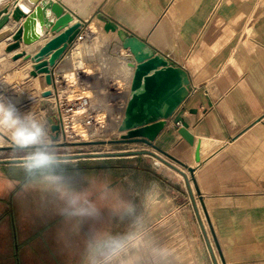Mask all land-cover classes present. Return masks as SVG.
Returning <instances> with one entry per match:
<instances>
[{
    "label": "rangeland",
    "instance_id": "1",
    "mask_svg": "<svg viewBox=\"0 0 264 264\" xmlns=\"http://www.w3.org/2000/svg\"><path fill=\"white\" fill-rule=\"evenodd\" d=\"M92 30L79 53L72 54L78 42L64 52L66 60L52 68L50 88L32 75L30 62L14 59L19 52L14 46L0 45V103L14 106L21 118L30 116L42 127L39 142L27 147L0 130V256L7 257L3 263L0 258V264H12L17 244L29 246L30 264H62L57 247L48 244L51 237L42 240L39 233L55 222L73 195H79L80 202L91 199L97 210L83 225L94 241L101 233L136 234L116 264H213V258L220 264L219 250L226 256L227 248L214 242L215 236L221 244L214 216L210 213V223L204 213L211 212L213 204L203 197L194 176L152 146L117 141L127 71L114 59V38L99 23ZM80 60L87 66L77 69ZM46 91L51 92L47 99L52 106H60L67 141L65 135L60 140L46 118ZM73 132L75 138L69 136ZM164 132L154 146L190 164L188 143L177 132ZM142 150L185 172L190 188L183 176ZM36 151L48 152L55 162L29 173L24 163Z\"/></svg>",
    "mask_w": 264,
    "mask_h": 264
},
{
    "label": "crops",
    "instance_id": "2",
    "mask_svg": "<svg viewBox=\"0 0 264 264\" xmlns=\"http://www.w3.org/2000/svg\"><path fill=\"white\" fill-rule=\"evenodd\" d=\"M54 1L87 25L79 43L68 47L80 44L72 54L97 23L102 28L95 18L100 13L187 72L189 96L164 131L184 127L200 144L199 164L188 144V166L213 204L206 215L209 222L214 216L218 246L227 248L220 264H264V0ZM80 63L77 69L87 66ZM28 249L17 244L22 255L10 257L12 264H30Z\"/></svg>",
    "mask_w": 264,
    "mask_h": 264
},
{
    "label": "water",
    "instance_id": "3",
    "mask_svg": "<svg viewBox=\"0 0 264 264\" xmlns=\"http://www.w3.org/2000/svg\"><path fill=\"white\" fill-rule=\"evenodd\" d=\"M20 1L22 0H15L12 3L14 13L22 19L20 26L11 36L12 40L20 46H31L40 40L46 42L35 53L16 54L14 59L30 61L32 75L43 74L45 84L52 85L54 81L52 68L87 25L85 22L75 20L71 13L54 0H24L19 5ZM11 13L9 4L0 8V31L8 23ZM51 14L54 15V19L49 18ZM95 18L102 23V30L105 33L116 34L119 47L129 53V56L123 58L133 71L129 98L118 127L119 132L129 133L130 136H121L120 139L152 146L192 174L194 170L191 166L153 144L166 128L167 121L172 119L189 96L190 80L187 72L154 52L146 42L128 33L102 14H96ZM49 34H52V37L48 39ZM8 35L7 32L1 33L0 40ZM116 54L121 57L120 50H117ZM49 95H51L49 91L42 94L44 98ZM43 106L46 107L49 119L54 124L53 130L56 132L58 125L50 105L43 102ZM174 129L183 140L195 147L194 162L199 164L200 144L198 142L195 144L193 135L184 127L174 126ZM146 152L183 176L190 188L185 172L154 152L148 150ZM200 201L202 202V199ZM204 213L206 214V210ZM214 242L218 246L215 236ZM219 255L222 258L220 250Z\"/></svg>",
    "mask_w": 264,
    "mask_h": 264
},
{
    "label": "clouds",
    "instance_id": "4",
    "mask_svg": "<svg viewBox=\"0 0 264 264\" xmlns=\"http://www.w3.org/2000/svg\"><path fill=\"white\" fill-rule=\"evenodd\" d=\"M0 130L10 133V139L20 147L37 144L42 136V127L30 116L21 118L12 105L0 103ZM55 162V158L46 151H36L25 161V169L31 173L34 170L49 168ZM56 180V177H50ZM79 195H73L68 203L72 215L94 216L97 210L94 205L87 207L77 206ZM137 240L135 233L124 236H113L109 233L98 234L95 241L88 246L84 257V264H116L124 255L129 245Z\"/></svg>",
    "mask_w": 264,
    "mask_h": 264
},
{
    "label": "flooded vegetation",
    "instance_id": "5",
    "mask_svg": "<svg viewBox=\"0 0 264 264\" xmlns=\"http://www.w3.org/2000/svg\"><path fill=\"white\" fill-rule=\"evenodd\" d=\"M92 203L91 199H87L82 202L79 201L77 206L87 207L88 204ZM71 211L72 209L66 205L56 217L55 222L53 224H45L46 226L39 234L42 240L51 237V242L48 244L52 245V247H57V257H62L64 260L70 261L71 264H82L87 254L88 246L94 242V238L92 233H89L84 228L85 226L87 227V224L83 227L87 217L72 215Z\"/></svg>",
    "mask_w": 264,
    "mask_h": 264
},
{
    "label": "bare ground",
    "instance_id": "6",
    "mask_svg": "<svg viewBox=\"0 0 264 264\" xmlns=\"http://www.w3.org/2000/svg\"><path fill=\"white\" fill-rule=\"evenodd\" d=\"M15 0H0V8H2L3 6H5V5H7V4H9L10 5V12H12L11 13V15H10V17H9V21H8V23L5 25V27L0 31V34L1 33H3V32H7L9 35L7 36V37H5V38H3V39H1L0 40V45H4V44H6L7 46H14L15 47V51H19V52H15L13 55L15 56L16 54H21V55H23V54H27V53H31V54H33V53H35L44 43H45V41L46 40H40V41H38V42H36V43H34L33 45H31V46H20V45H18V43H16V42H14L13 40H12V35L16 32V30L18 29V27L20 26V24H21V22H22V19L21 18H19L15 13H14V8H13V6H12V3L14 2ZM24 0H22V1H20L18 4L19 5H21L22 4V2H23ZM112 34H115V33H112ZM115 36H116V34H115ZM115 38V37H114ZM116 42H118L117 40V37H116ZM117 46H119L118 44H117ZM11 48V47H10ZM13 49V48H12ZM117 50H119L118 49V47H117V49L115 50V52H113L114 53V59H116V62H117V64H119V65H121L122 66V68H124L127 72V74L125 75V76H123L122 77V79L124 78V77H126V78H128V82L131 80V77H132V68H130L129 66H128V63L126 62V60L123 58V57H127V56H129V53L127 52V51H125V50H123V49H120V56L121 57H119L117 54H116V51ZM64 55V54H63ZM63 55L60 57V59L58 60V62L62 59V57H63ZM20 59V58H19ZM72 59V58H71ZM74 61V60H73ZM28 62H30V61H28ZM57 62V63H58ZM80 62H81V60H80ZM29 67H31V63H30V66ZM85 74V73H84ZM40 80H44V75L43 74H38V75H36ZM97 75H94V78L96 77ZM90 77V76H89ZM97 78H98V76H97ZM54 82V81H53ZM127 82V83H128ZM45 83V82H44ZM45 86H47V87H53V84L52 85H46L45 84ZM101 91V90H100ZM50 96V95H49ZM43 102H47L48 103V105H50V110H52V112H53V116H54V118H55V120H56V124L58 125V123L60 124L61 123V117H60V115H59V117H57L56 116V113H55V109H54V107L52 106V101L51 100H48L47 99V97L42 101V106H43ZM43 108L45 109V114H46V118H47V120L51 123V125H52V127L54 126V124L50 121V119H49V113L47 112V109H46V107H44L43 106ZM122 114V113H121ZM122 116V115H121ZM123 118V117H122ZM64 120H65V118L63 117V122H64ZM121 121H122V119L120 120V122H119V124H116V126H115V130H116V132H117V134H118V139H117V141H123L122 139H120V137L121 136H130L129 135V133H124V132H119L118 131V127H119V125H120V123H121ZM167 127V126H166ZM55 134V133H54ZM56 134H57V136L59 137L60 136V133L58 132V130L56 131ZM133 136H134V134H133ZM66 141V140H65ZM75 143H80V141L78 142H75ZM2 146V145H1ZM142 151H146V150H142ZM142 151H139V152H142ZM159 156V155H158ZM162 158V157H161ZM193 173H194V171H193ZM193 173L191 174V175H193ZM140 264H143V262H141Z\"/></svg>",
    "mask_w": 264,
    "mask_h": 264
},
{
    "label": "built area",
    "instance_id": "7",
    "mask_svg": "<svg viewBox=\"0 0 264 264\" xmlns=\"http://www.w3.org/2000/svg\"><path fill=\"white\" fill-rule=\"evenodd\" d=\"M82 39V36H81V34L76 38V40L70 45V46H72L73 44H75V42H78V41H80ZM114 84H111V86H113ZM125 86V95H124V99H123V110H122V116H121V118L120 119H122V117H123V115H124V110H125V107H126V104H127V101H128V98H129V89H130V81L128 82V84H126V85H124ZM55 113H56V116L57 117H59V115H60V117H61V123L59 124L58 123V132L60 133V140H62V137H63V135H65V133H66V127H65V121L63 122V115H62V113H61V109H60V106H59V104H58V106H57V104H55ZM62 129V130H61ZM73 135V136H72ZM68 136V135H67ZM69 136H71L72 138H75L76 136H77V132H73V134L72 133H70L69 134ZM69 138V139H71L72 140V138ZM78 137H80L79 135H78ZM65 140L67 141L68 140V138H66V135H65Z\"/></svg>",
    "mask_w": 264,
    "mask_h": 264
},
{
    "label": "snow or ice",
    "instance_id": "8",
    "mask_svg": "<svg viewBox=\"0 0 264 264\" xmlns=\"http://www.w3.org/2000/svg\"><path fill=\"white\" fill-rule=\"evenodd\" d=\"M25 11H27V9H25Z\"/></svg>",
    "mask_w": 264,
    "mask_h": 264
}]
</instances>
